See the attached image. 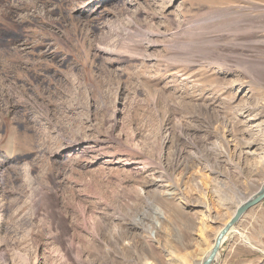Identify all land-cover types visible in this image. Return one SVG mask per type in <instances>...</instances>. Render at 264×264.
Returning <instances> with one entry per match:
<instances>
[{
  "label": "rangeland",
  "instance_id": "rangeland-1",
  "mask_svg": "<svg viewBox=\"0 0 264 264\" xmlns=\"http://www.w3.org/2000/svg\"><path fill=\"white\" fill-rule=\"evenodd\" d=\"M263 185L264 0H0V264H201Z\"/></svg>",
  "mask_w": 264,
  "mask_h": 264
},
{
  "label": "water",
  "instance_id": "water-1",
  "mask_svg": "<svg viewBox=\"0 0 264 264\" xmlns=\"http://www.w3.org/2000/svg\"><path fill=\"white\" fill-rule=\"evenodd\" d=\"M264 200V185L262 188L253 195L252 198L246 200L245 202L241 203L234 216L230 219L228 223L223 225V229L217 234L214 245L212 249L209 251L206 259L201 264H212L213 261L217 258V255L220 251V248L223 244L224 237L233 229L234 225L238 222V220L248 211L249 208L253 207Z\"/></svg>",
  "mask_w": 264,
  "mask_h": 264
},
{
  "label": "bare ground",
  "instance_id": "bare-ground-1",
  "mask_svg": "<svg viewBox=\"0 0 264 264\" xmlns=\"http://www.w3.org/2000/svg\"><path fill=\"white\" fill-rule=\"evenodd\" d=\"M234 229H235V228H234ZM232 230H233V229H232ZM225 238H226V236L224 237V239H225ZM224 239H223V240H224Z\"/></svg>",
  "mask_w": 264,
  "mask_h": 264
}]
</instances>
